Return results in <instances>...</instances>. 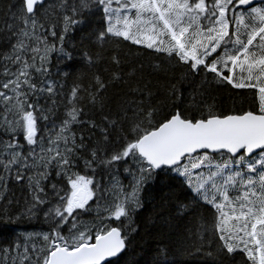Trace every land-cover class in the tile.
<instances>
[{
    "label": "snow or ice",
    "instance_id": "1",
    "mask_svg": "<svg viewBox=\"0 0 264 264\" xmlns=\"http://www.w3.org/2000/svg\"><path fill=\"white\" fill-rule=\"evenodd\" d=\"M60 7L56 19L42 13L45 0H20L8 10L18 24L8 25L16 39L3 57L0 82V127L8 136L0 150V186L6 188L13 175L18 183L27 181L33 203L25 215L30 217L48 203L46 182L53 171L61 181L51 184L55 205L45 214L50 231L39 247L24 246L21 264H119L131 242L132 229L125 231V221L141 207L143 187L160 177L177 183L196 210L203 207L212 216L221 264H234L238 254L246 258L242 264H264V0L259 5L255 0H64ZM85 10L103 14L101 30L89 37L95 43L142 46L181 66L185 78L247 90L240 95L251 97L250 107L224 111L203 94L189 104L175 85L169 90L171 105L164 100L156 104L151 89L137 87L138 100L105 116L106 123L99 126L83 119L79 104L88 92L89 103L103 108L107 85L96 76L94 91L78 85L72 89L66 117L45 140L38 122L48 116L31 97L52 95L54 89L38 86L34 73L49 71L53 52L73 59L64 47L65 36L86 24L81 18ZM82 56L94 66L99 53L94 57L85 49ZM112 59L120 64L118 57ZM85 123L99 128L101 140L83 158L81 172L77 166L84 137L78 141L72 125ZM121 169L131 177L130 190L115 176L108 186L96 179L98 170L112 174ZM188 208L185 204L183 211ZM20 248L17 244V252Z\"/></svg>",
    "mask_w": 264,
    "mask_h": 264
},
{
    "label": "trees",
    "instance_id": "2",
    "mask_svg": "<svg viewBox=\"0 0 264 264\" xmlns=\"http://www.w3.org/2000/svg\"><path fill=\"white\" fill-rule=\"evenodd\" d=\"M79 2L80 0H67L68 4ZM19 3L20 0H0V82L4 79L3 57L11 52V45L16 39L9 31L8 25L18 24L8 10L10 6ZM62 3L64 0H46L45 9L41 11H47L56 19L57 14L63 11L60 7ZM16 11L17 9L12 7V12ZM102 15L100 12L93 15L85 10L81 18L86 20V24L77 25L66 34L64 47L73 53L71 61L53 52L50 55V63L47 64L49 71L43 76L34 73L38 86L47 87L51 84L54 89L52 95L44 92L39 94V99L36 96L31 97V101L38 104L39 108L44 110L43 114L48 116L47 120L40 119L38 122L40 135L45 140L52 136L53 129L58 132L66 117L67 110L71 107L68 101L71 99L72 89L78 85L82 90L94 91L96 76L107 85L104 90L103 108L101 109L99 104L93 106L89 103L88 92L83 93L79 104L84 108L83 119L94 121L99 126L106 123L105 116H115L129 103L138 100L140 93L134 91L137 87L143 89L147 86L151 89L156 104L164 100L170 106L169 90L175 85L179 90L178 96L189 104L193 97L200 101L203 94L205 99L224 111L250 107L251 97L240 95L247 90L230 89V86L225 88L206 81L203 77L185 78L181 66L169 62V59L161 54L151 53L142 46L125 41L118 44L115 40H110L103 46L95 43L89 37L101 30L104 24ZM57 30L59 31V28ZM48 39L51 41L52 37L49 36ZM85 49L94 57L99 53L94 66H89L84 60L82 51ZM114 56L119 58V65L113 62ZM114 74H118L119 79H115ZM80 95L78 93V96ZM2 122L3 111L0 105V123ZM72 130L78 141L81 135L84 137L85 148L80 152L82 158L77 166V170L83 172V158H86L89 150L96 147L97 142L101 140L99 128L93 129L90 123H85L73 124ZM116 135L117 133H113L114 137ZM7 140L8 136L3 127H0V150ZM21 143H25L22 137ZM0 159H4L2 151ZM25 171L27 175H33V171ZM0 174H3L2 168ZM110 176H115L124 190H130L131 177L122 169L112 174L98 170L96 179L108 186L114 182ZM52 183H61L54 171L46 182L48 203L37 208L35 214L30 217L25 215L27 208L33 203L27 181L18 183L13 175L7 180L6 188L0 186V264H12L13 261L15 264H21L24 246L31 248L35 244L39 247L43 243V234L50 231L45 214L49 207L55 205ZM105 195L108 197L109 194ZM139 195L141 207L132 214L131 220L125 221L124 224L126 232L129 228L132 229L128 233L131 242L119 259V264H157L158 261L160 264H221V258L217 254L219 241L211 231L212 216L206 213L203 207L196 210L186 190L181 189L174 181L160 177L149 181ZM185 204L189 205L187 211H183ZM94 216L95 211L85 219L90 222ZM17 244L21 245L19 252L16 250ZM5 249H11V253L6 254ZM209 252L213 255L209 256ZM243 259L246 258L238 254L234 264H242Z\"/></svg>",
    "mask_w": 264,
    "mask_h": 264
},
{
    "label": "water",
    "instance_id": "3",
    "mask_svg": "<svg viewBox=\"0 0 264 264\" xmlns=\"http://www.w3.org/2000/svg\"><path fill=\"white\" fill-rule=\"evenodd\" d=\"M45 2H46V0H45ZM255 2H256L257 4H259V3H260V0H255Z\"/></svg>",
    "mask_w": 264,
    "mask_h": 264
},
{
    "label": "bare ground",
    "instance_id": "4",
    "mask_svg": "<svg viewBox=\"0 0 264 264\" xmlns=\"http://www.w3.org/2000/svg\"><path fill=\"white\" fill-rule=\"evenodd\" d=\"M91 17V16H90ZM144 206V205H143ZM135 214V213H134Z\"/></svg>",
    "mask_w": 264,
    "mask_h": 264
}]
</instances>
